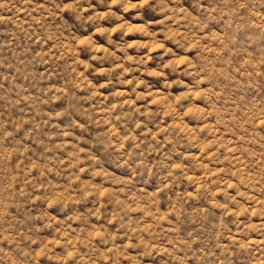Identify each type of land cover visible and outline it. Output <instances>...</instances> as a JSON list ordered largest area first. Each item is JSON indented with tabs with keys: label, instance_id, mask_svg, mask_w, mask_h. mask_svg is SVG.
Returning <instances> with one entry per match:
<instances>
[{
	"label": "clouds",
	"instance_id": "9594fccd",
	"mask_svg": "<svg viewBox=\"0 0 264 264\" xmlns=\"http://www.w3.org/2000/svg\"><path fill=\"white\" fill-rule=\"evenodd\" d=\"M33 2L59 61L31 33L0 42V264H264L251 220L226 218L264 211V0ZM209 109L261 160L227 170L231 192L203 168L219 160L207 136L189 155ZM231 223L241 240L218 253Z\"/></svg>",
	"mask_w": 264,
	"mask_h": 264
},
{
	"label": "rangeland",
	"instance_id": "374dc122",
	"mask_svg": "<svg viewBox=\"0 0 264 264\" xmlns=\"http://www.w3.org/2000/svg\"><path fill=\"white\" fill-rule=\"evenodd\" d=\"M38 20V15L34 11L33 0H11L6 10H0V42L8 41L9 44H11L13 40H15L18 44L21 40L27 42V40L30 39L29 33H31L32 36L36 37V39L33 40L32 49H30V51L34 50V55L40 56L41 49H43V59L46 66L53 61L55 54L50 53H53V48L55 46L53 45L52 47H48L45 44H39V37L36 36L35 31ZM219 24L220 17H217L215 20L209 21V27L212 29L210 35L213 37V39H216L217 36H223L224 29L223 26L217 27V25ZM87 39L88 36L85 35L83 39L78 40L77 43H82ZM96 39L99 40V44L97 46V51H99V48L104 47L106 41L101 39L98 35L96 36ZM155 47L156 45H153V48ZM153 48H149L148 52H152ZM55 59L56 61H59V55H55ZM130 59L131 57H129V60ZM37 67L41 68V70L43 71L44 66L37 65ZM52 70L56 71V65H52ZM137 95H139V93H137ZM154 103V100L150 101V105ZM217 125L219 126L217 127ZM169 126H171V122H169ZM225 128L226 126L224 124H221L218 118H213L211 109H209V115L207 117L206 123L200 124L195 129L196 133L199 134L201 138V145L194 147L192 149V153H190L189 155H194L195 159L199 160L200 155L204 152L203 144L205 143V141L203 138L207 136L206 143L214 145V148L209 149V151L210 153L214 152L219 157V160L212 164H209L208 161L211 159V156H206L203 162V168L205 171H207V169L209 168L212 169L211 175L213 176L214 181L215 173L217 170H219L221 175L225 177L224 180L221 181V187H223V185L227 183L228 189L231 192L232 181H229L227 179V175L229 174L227 170L229 168L231 169L230 175L232 176L234 181L236 178V170L238 167H240L241 165H247L248 168L254 169L257 165L261 164V160L256 158V153L247 152L246 149L244 151L247 152L248 159L245 160L243 157H241L239 152H237L236 148L234 147V140H239L240 138L238 136L234 138L232 135H230L231 129L225 130ZM205 129H208V131L206 132ZM191 130L192 128L191 126H189V131ZM181 131H183V129H181ZM158 139H164L165 141H167V137H158ZM193 139H195V137H193ZM199 167L200 165L197 164V168ZM240 170L245 171L246 169L240 167ZM204 174V172H198L197 180ZM249 175H252V173L250 172ZM187 179L191 180L192 176L189 175ZM198 189L199 183L196 184L195 188L188 189L189 195H191ZM251 191L252 190L249 189L250 193ZM248 203H250L251 205V210L247 212L246 216L240 215V212L237 211L236 217H232L230 211L227 214L226 218L228 220H251V223L245 224V226L250 230L249 236L251 238L248 240V243L256 242L257 244H264V211L260 210V202L258 199L254 203L251 201H248ZM245 206H247V204ZM221 207H223V205H221ZM229 227L232 229V232L230 235H224L222 243L217 245L218 253L220 252V250L232 245L235 241L241 240V237L237 231L236 224L231 223L229 224ZM243 246V243H241L240 247ZM258 254L260 256H264V249H261ZM228 255L233 256V253L229 251ZM252 255L253 257H255L257 253H253ZM193 258L194 257H190L189 260H192ZM235 264H250V260L245 254L237 250V252L235 253Z\"/></svg>",
	"mask_w": 264,
	"mask_h": 264
}]
</instances>
